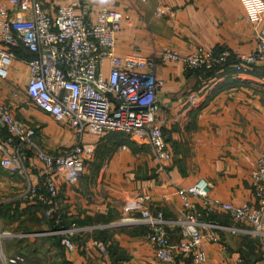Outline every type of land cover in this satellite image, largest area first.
Listing matches in <instances>:
<instances>
[{
	"label": "crops",
	"instance_id": "0c3cea01",
	"mask_svg": "<svg viewBox=\"0 0 264 264\" xmlns=\"http://www.w3.org/2000/svg\"><path fill=\"white\" fill-rule=\"evenodd\" d=\"M40 1L54 16L59 5L75 0ZM81 1L80 13L84 7L90 9L87 20L103 7L122 13L118 56L159 60L164 85L157 96L158 118L173 158L159 161L150 143L125 133L86 134L80 139L67 123L56 121L28 98L26 61L33 53L16 49L18 58L8 79L0 78V104L10 105L16 119L35 128L38 143L51 154L84 144L87 167L76 184L57 176L59 193L48 203L25 199L27 179L2 166L12 147L9 130L0 127V232L13 233L4 247L16 255L20 253L11 251L15 242L33 243L29 251L42 256L37 264H165L148 239L150 228L141 222L142 209L182 218L187 209L180 192L200 180L211 184L210 200L259 205L252 172L264 152V66H250L243 73L236 65L257 47L264 21L254 29L240 0ZM200 47L226 51L231 63L208 75L160 61L165 48L190 55ZM193 93L202 101L190 107L188 96ZM31 152L26 162L29 175L47 196L44 166ZM189 198L197 204L199 218L213 224L203 230L207 237L201 246L210 264H264V237L250 234L249 226L236 223L223 209L211 211L203 199ZM50 207L56 209L51 218L45 214ZM73 225L80 231L73 238L77 250L70 252L59 232ZM169 233L177 245L180 228L171 227ZM175 255L179 264L192 263L190 255L178 250Z\"/></svg>",
	"mask_w": 264,
	"mask_h": 264
},
{
	"label": "built area",
	"instance_id": "2783aa9c",
	"mask_svg": "<svg viewBox=\"0 0 264 264\" xmlns=\"http://www.w3.org/2000/svg\"><path fill=\"white\" fill-rule=\"evenodd\" d=\"M246 15L258 30L264 21V0H240ZM83 3L75 0L59 5L52 16L40 0H0V78L8 79L11 67L18 58L16 49L25 47L34 56L26 61L29 82L26 95L42 111L56 121L67 123L82 139L86 134L103 136L125 133L138 141H146L154 148L156 158L170 161L173 153L160 124L161 105L157 96L164 85L158 75L159 60L140 55L121 57L116 54V35L123 22L122 13L103 7L87 20L89 7L79 11ZM226 51L216 53L203 47L190 55L165 48L160 61L181 63L191 71L215 70L229 62ZM264 66V31L255 50L243 56L237 71L246 73L250 66ZM109 66V72L106 68ZM202 101L197 93L188 96L190 107ZM0 127L11 134L12 152L5 155L2 166L11 174L27 179L25 199L48 203L59 193L57 176L69 184H76L87 167L86 147L80 143L70 151L54 155L37 141V130L15 118L11 106L0 104ZM34 151L44 166L47 196L34 183L25 162V150ZM258 207L235 205L210 200L211 184L200 180L180 193L187 209L184 217L168 218L162 211L142 209L141 222L150 228L149 241L158 258L165 264H179L175 250L192 258L191 264H210L201 247L205 228L213 227L197 214V204L189 196L205 202L211 211L217 208L230 214L236 223L250 227L248 232L264 237V152L252 172ZM56 209L50 207L51 218ZM60 217L58 216V219ZM179 227L182 239L173 245L170 228ZM80 231L76 225L62 229V245L70 252L77 250L73 238ZM0 232L1 264H32L22 254L9 255L4 242L12 235ZM83 264H100L85 261Z\"/></svg>",
	"mask_w": 264,
	"mask_h": 264
},
{
	"label": "trees",
	"instance_id": "16d2710c",
	"mask_svg": "<svg viewBox=\"0 0 264 264\" xmlns=\"http://www.w3.org/2000/svg\"><path fill=\"white\" fill-rule=\"evenodd\" d=\"M24 47V46H23ZM31 53V52H30ZM32 54V53H31ZM33 56H34V54H33ZM33 56H31V58L33 57ZM229 63H231V59H230V57H229V62L226 64V65H228ZM225 66V65H224ZM224 66H221V67H219L218 69H215V70H210V71H208V70H199V71H205L208 75H212L215 71H217V70H219V69H221V68H223ZM31 150L30 149H26L25 150V162H27V159H28V157H27V153L28 152H30ZM32 152H34V151H32ZM31 152V153H32ZM35 155V154H34ZM36 157V156H35ZM35 201H38L39 202V200L38 199H36ZM31 247H33V243L31 244V243H26V242H24L23 241V239H21V241H17V242H15V244H13V246H11V251L14 253V252H17V253H20V254H22V255H24V256H26L27 257V259L32 263V264H37V262H39V261H41L42 262V259H40V258H38L39 256H41L40 254L41 253H36V252H30L29 250L31 249ZM37 251V250H36ZM34 253H36V254H34ZM17 255V254H16ZM13 256V255H12ZM41 258H42V256H41ZM1 264V263H0Z\"/></svg>",
	"mask_w": 264,
	"mask_h": 264
},
{
	"label": "rangeland",
	"instance_id": "374dc122",
	"mask_svg": "<svg viewBox=\"0 0 264 264\" xmlns=\"http://www.w3.org/2000/svg\"><path fill=\"white\" fill-rule=\"evenodd\" d=\"M7 233H9L8 235H12V236H10V238H13V233L12 232H7ZM11 241H15V240H11Z\"/></svg>",
	"mask_w": 264,
	"mask_h": 264
}]
</instances>
